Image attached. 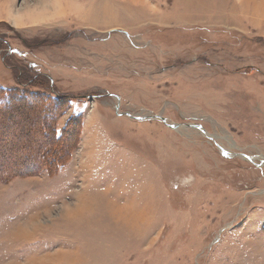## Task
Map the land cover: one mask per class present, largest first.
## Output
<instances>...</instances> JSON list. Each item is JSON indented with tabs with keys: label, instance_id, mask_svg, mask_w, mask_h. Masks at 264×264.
Returning <instances> with one entry per match:
<instances>
[{
	"label": "rangeland",
	"instance_id": "1",
	"mask_svg": "<svg viewBox=\"0 0 264 264\" xmlns=\"http://www.w3.org/2000/svg\"><path fill=\"white\" fill-rule=\"evenodd\" d=\"M0 264H264V0H0Z\"/></svg>",
	"mask_w": 264,
	"mask_h": 264
},
{
	"label": "trees",
	"instance_id": "2",
	"mask_svg": "<svg viewBox=\"0 0 264 264\" xmlns=\"http://www.w3.org/2000/svg\"><path fill=\"white\" fill-rule=\"evenodd\" d=\"M18 81H19V82H22L19 76H18ZM1 107H2V106H1ZM3 107H4V106H3ZM58 140H59L58 137H56V141H58ZM55 158H56V157H52V160L55 161V160H56ZM10 172H11V171H10ZM5 174H6V175H10L11 173L9 174L8 172H6ZM1 176H2V175H1Z\"/></svg>",
	"mask_w": 264,
	"mask_h": 264
},
{
	"label": "snow or ice",
	"instance_id": "3",
	"mask_svg": "<svg viewBox=\"0 0 264 264\" xmlns=\"http://www.w3.org/2000/svg\"><path fill=\"white\" fill-rule=\"evenodd\" d=\"M71 118V114L69 115V119Z\"/></svg>",
	"mask_w": 264,
	"mask_h": 264
}]
</instances>
